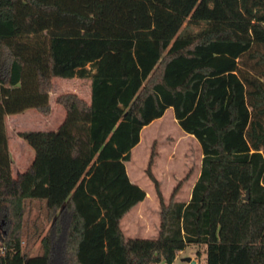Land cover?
<instances>
[{"label":"trees","instance_id":"obj_1","mask_svg":"<svg viewBox=\"0 0 264 264\" xmlns=\"http://www.w3.org/2000/svg\"><path fill=\"white\" fill-rule=\"evenodd\" d=\"M54 77H89L91 100L61 93L57 129L19 131L35 158L14 176L5 117L50 114ZM168 108L200 175L166 201L151 153L159 228L126 237L147 196L126 162ZM0 231V264H172L192 244L264 264V0H0Z\"/></svg>","mask_w":264,"mask_h":264},{"label":"rangeland","instance_id":"obj_2","mask_svg":"<svg viewBox=\"0 0 264 264\" xmlns=\"http://www.w3.org/2000/svg\"><path fill=\"white\" fill-rule=\"evenodd\" d=\"M53 84L50 114L45 115L35 108H29L5 117L13 175L27 169L35 154L33 147L19 136V131L57 128L65 114L64 107L57 101V96L61 93L75 92L90 100L89 77H54ZM146 127L148 128L142 130L140 142L132 150L128 167L135 183L147 192V198L144 202L142 218L128 217L121 222L126 237H154L159 228V202L154 185L146 173L151 153H153L151 169L160 180L166 201L178 183L180 185L174 199L188 201L202 167L203 154L199 142L194 136L181 129L172 108L167 109L160 120ZM0 233L2 234L1 231ZM27 248L30 254L38 252L36 247ZM186 257L195 259L196 264H207L206 245L187 246L178 253L172 264H190L184 260Z\"/></svg>","mask_w":264,"mask_h":264},{"label":"crops","instance_id":"obj_3","mask_svg":"<svg viewBox=\"0 0 264 264\" xmlns=\"http://www.w3.org/2000/svg\"><path fill=\"white\" fill-rule=\"evenodd\" d=\"M53 87H54V84H53ZM53 90V89H52ZM52 92V91H51ZM90 92H91V79H90ZM50 95H51V93H50ZM85 99V98H84ZM90 100H91V97H90ZM90 100H87V101H90ZM169 109V108H168ZM65 110V109H64ZM65 115H66V111H65V114H64V118H65ZM162 117H160V118H158V119H155L153 122H151L150 124L152 125V123H155V122H157L158 120H160ZM64 120V119H63ZM63 122V121H62ZM61 122V123H62ZM60 123V124H61ZM149 124V125H150ZM60 126V125H59ZM58 126V127H59ZM148 126V125H147ZM57 127V128H58ZM57 128H55V129H57ZM148 127H144L142 130L144 131L145 129H147ZM49 130H54V129H49ZM141 133H142V131H141ZM133 150V149H132ZM35 151V150H34ZM34 158H35V154H34V157H33V160H34ZM33 160L31 161V163L33 162ZM128 162L129 161H127L126 162V169H127V173H128V175H129V177H130V179L132 180V182H134L135 183V180H134V177H132V174H131V172H130V168L128 167ZM30 163V164H31ZM29 164V165H30ZM28 168V167H27ZM26 170V169H25ZM24 171V170H23ZM20 172H22V171H19L18 173H17V175L20 173ZM17 175H14V176H17ZM193 189V188H192ZM190 197H191V195H190ZM146 198H147V196H146ZM146 198L143 200V201H141V202H139L138 204H136L132 209H130V211H128L125 215H124V217L122 218V220H121V222L122 221H124L126 218H128V217H130V219L131 218H137V219H140V218H142V213H143V209H144V202H145V200H146ZM189 200V199H188ZM32 218H34V216H35V214H36V210H32ZM33 247H36L37 249L39 248V242H37V243H35L34 245H33Z\"/></svg>","mask_w":264,"mask_h":264},{"label":"water","instance_id":"obj_4","mask_svg":"<svg viewBox=\"0 0 264 264\" xmlns=\"http://www.w3.org/2000/svg\"><path fill=\"white\" fill-rule=\"evenodd\" d=\"M249 198V193L247 194V196L245 197V199H248ZM0 236H1V233H0ZM184 260L190 262V264H196V260L195 259H192L191 257H186L184 258Z\"/></svg>","mask_w":264,"mask_h":264}]
</instances>
